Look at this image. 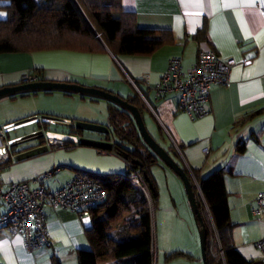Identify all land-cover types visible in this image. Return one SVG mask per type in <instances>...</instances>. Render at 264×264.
Segmentation results:
<instances>
[{
  "label": "crops",
  "instance_id": "0c3cea01",
  "mask_svg": "<svg viewBox=\"0 0 264 264\" xmlns=\"http://www.w3.org/2000/svg\"><path fill=\"white\" fill-rule=\"evenodd\" d=\"M121 1L126 10L136 12L140 27L171 30L174 38L149 55H115L108 49L103 52L50 49L0 54V88L17 84L26 73L39 70L46 80L80 82L124 98L141 96L150 107L146 115L147 127L167 150L172 149L176 158L191 171L197 169L202 177L217 170L224 171L233 243L251 264H264V250L258 244L264 236V219L253 214L257 197L264 191V111L254 118L241 120L249 112L264 110V0ZM202 30H205L204 39L197 40L195 35ZM200 48L212 49L225 59L235 58L237 64L232 68L230 84L213 85L211 111L205 116L191 118L180 106V90L159 95L156 87L168 71L172 57H182V70L186 72L197 61ZM40 98L45 102H39ZM0 100V127L12 125L7 137L21 139L6 153L0 151L3 188L13 181L32 179L54 166L60 169L46 181L52 190L72 180L81 170L101 176L128 173L127 161L116 153L77 142H71L75 145L70 148L48 146L46 137L36 135L39 129L13 136L34 125L27 121L31 116L44 114L89 120L98 107L109 111L110 101L63 91H40ZM30 101L34 108L17 105ZM100 115L103 116L100 120L109 118L102 111ZM159 124L167 139L159 134ZM39 128L47 130L46 136L53 135V129L48 130L43 125ZM83 135L106 139L105 134L101 137ZM208 146L210 150L205 152ZM239 146H244V150H239ZM38 148L45 149L28 154ZM32 185L35 187L38 183ZM199 193L206 200L200 186ZM205 205L211 215L207 203ZM6 209L0 198V214ZM46 213L51 233L49 245L30 250L20 233L8 229L0 231V259L4 264H54L55 259L61 264H80L79 251L92 249L87 231L93 225V216H82L70 208L52 205L47 206ZM154 238L156 252L160 241ZM214 251L224 259L218 262L230 264L219 236L214 242ZM183 258L176 262L186 264Z\"/></svg>",
  "mask_w": 264,
  "mask_h": 264
},
{
  "label": "trees",
  "instance_id": "16d2710c",
  "mask_svg": "<svg viewBox=\"0 0 264 264\" xmlns=\"http://www.w3.org/2000/svg\"><path fill=\"white\" fill-rule=\"evenodd\" d=\"M3 11L4 17L0 15V54L50 49L103 52L108 49L115 55H149L174 38L171 30L140 27L136 12L126 10L121 0H0V13ZM204 34L205 30L199 31L195 38L203 40ZM31 73L36 74L39 80L43 79L39 70ZM27 94L30 93L21 95ZM126 99L140 108L146 121L150 107L144 99L139 95ZM109 104L112 128L106 139L114 141V148L103 150L120 156L122 153L128 154V157H122L127 161L129 170L126 175L99 176L108 195L103 203L91 209L93 225L87 234L92 249L79 251L80 264H104L110 261L117 264H156L155 210L160 191L152 166L162 160L141 136L132 113L112 102ZM263 111L261 108L249 112L241 120L254 118ZM71 120L75 124L79 119ZM44 124L50 126L48 122ZM54 125L70 130H54L52 133H82L75 126ZM158 128L163 139H167L161 124ZM73 145L75 143L66 141L62 144L67 148ZM168 150L174 156L172 149ZM239 150L243 151L244 146H239ZM175 159L185 168L194 185L208 231L209 264L222 261L221 255L214 251L217 236L228 263L251 264L236 249L232 240L231 207L224 171L217 170L202 177L197 169L191 171L178 158ZM133 174L139 176L141 184L133 180ZM196 180L211 215L202 202ZM185 255L190 254L183 250L169 254L175 258ZM0 264H4L1 259ZM54 264L61 263L55 259Z\"/></svg>",
  "mask_w": 264,
  "mask_h": 264
},
{
  "label": "built area",
  "instance_id": "2783aa9c",
  "mask_svg": "<svg viewBox=\"0 0 264 264\" xmlns=\"http://www.w3.org/2000/svg\"><path fill=\"white\" fill-rule=\"evenodd\" d=\"M236 64L235 58L225 59L212 49L201 48L195 64L183 72L182 57L174 56L170 60L169 69L164 73L162 82L156 87L157 93L162 95L173 90H180L181 108L191 118L204 116L211 111L209 102L213 85L230 84L232 68ZM36 80H39L38 76L28 72L22 81ZM41 116L48 122L74 125L71 119ZM32 119L27 121L31 122ZM12 129V125L0 127V151L2 153H6L9 147L21 141L20 138L6 140V135ZM46 138L48 146H62L64 142L53 135H48ZM209 150L210 146L205 149V152ZM59 169V166H54L32 179L13 181L7 188H3L0 184V198L7 207L6 211L0 214V231L8 229L20 233L30 250L51 243L46 213L48 205L70 208L85 216L91 215V209L107 199L108 191L99 178L101 175L95 172L78 171L72 180L60 188L50 189L46 181ZM132 178L136 183L141 184L137 174H133ZM33 182H37L38 185L34 187ZM253 214L256 218L264 219V191L260 192L257 197ZM258 244L264 250V236Z\"/></svg>",
  "mask_w": 264,
  "mask_h": 264
},
{
  "label": "rangeland",
  "instance_id": "374dc122",
  "mask_svg": "<svg viewBox=\"0 0 264 264\" xmlns=\"http://www.w3.org/2000/svg\"><path fill=\"white\" fill-rule=\"evenodd\" d=\"M0 14H3L1 16L4 17L5 12L3 11ZM31 101L29 103L25 102L24 104H20L19 102L17 103V105L20 106L21 108L29 109L30 106H31L30 108H34L33 106L34 103ZM38 101L44 103L45 99L40 98ZM100 111H102V113L104 114L107 113L109 115L107 121L100 120V118L103 117L100 115ZM88 121L97 122L100 124H106L107 126L112 128L110 123L111 121L110 112L107 110V108L105 107L103 108V106L98 107L94 116L90 117ZM44 122H48V121L44 120L41 115L40 116L37 115L30 122L31 124L34 125L27 126L26 128H23L18 132H15L13 136L23 132L33 133V130L39 129L35 131L36 135L38 137L44 136L45 138V133L47 130L45 131L39 128L42 125L44 127H47V125L45 126ZM48 123H50V126H48L49 128L48 127L46 128L48 130H52V129L59 131L70 130V128L67 127L54 125V124L60 125L59 123H52V122H48ZM85 134L96 135L99 137L102 136L100 133L89 130H85ZM107 135L108 134H105V136ZM7 139L9 138L6 135V140ZM152 172L154 173L157 179L159 185V191H160L157 208L155 210V223H156L155 237L156 240L158 239V242L160 241V243L157 244V248H156V255H155L156 264H181V262H176V260L183 257L184 258L181 260H183V262H185L186 264H198V263L205 264L203 260L200 229L197 224L188 197V193L186 191L182 178L173 169H171L165 162L162 161L152 166ZM197 183L198 181H196V184ZM203 203L205 204L206 200H203ZM171 244L172 246H170ZM177 250H183L185 252H188L190 255L188 256L185 255L176 258L169 256L171 252ZM197 251L198 253L201 252V254H199L198 256L196 254ZM222 260L224 261V259ZM216 264H223V262H218Z\"/></svg>",
  "mask_w": 264,
  "mask_h": 264
},
{
  "label": "water",
  "instance_id": "95a60500",
  "mask_svg": "<svg viewBox=\"0 0 264 264\" xmlns=\"http://www.w3.org/2000/svg\"><path fill=\"white\" fill-rule=\"evenodd\" d=\"M40 91H66L72 93H80L85 96H91L95 98L106 99L117 106L130 111L137 123L140 130L141 136L145 142L150 146L154 153L165 162L171 169H173L183 180L188 197L200 229L201 244L203 252V260L205 264H209L207 257V242H208V231L206 225L203 221L200 206L197 201V195L194 190L193 182L185 170V168L174 158V156L155 138L154 135L149 131L146 121L140 108L131 103L129 100L123 96L116 94L114 92L105 90L103 88H98L94 86H88L80 82L75 81H52V80H36V81H21L14 85H8L0 88V99L8 96L19 95L23 93H32ZM82 131L81 134H71V133H58L54 132L53 136L67 142H77L81 144H86L94 146L100 149H113L114 141L105 138H95L90 136H85V130L94 131L100 134H111V128L106 124H100L97 122H91L88 120L79 119L73 125ZM45 148H38L28 153H37L43 151ZM122 156L128 157V154L122 153Z\"/></svg>",
  "mask_w": 264,
  "mask_h": 264
},
{
  "label": "snow or ice",
  "instance_id": "6c2138e0",
  "mask_svg": "<svg viewBox=\"0 0 264 264\" xmlns=\"http://www.w3.org/2000/svg\"><path fill=\"white\" fill-rule=\"evenodd\" d=\"M0 15H3V14H0Z\"/></svg>",
  "mask_w": 264,
  "mask_h": 264
}]
</instances>
